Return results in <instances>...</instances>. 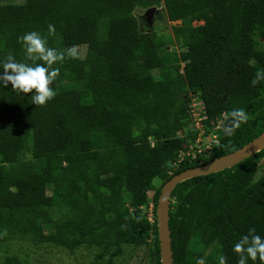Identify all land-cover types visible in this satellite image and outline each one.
Listing matches in <instances>:
<instances>
[{"label": "trees", "instance_id": "trees-1", "mask_svg": "<svg viewBox=\"0 0 264 264\" xmlns=\"http://www.w3.org/2000/svg\"><path fill=\"white\" fill-rule=\"evenodd\" d=\"M5 1L0 59L12 54L28 62L18 38L31 31L48 47L75 45L86 54L52 66L60 72L50 85L56 95L44 106L32 104L31 93L0 87V242L71 252L94 247V263L108 257L111 264L122 246L152 240L150 263L161 264L156 207L162 186L264 133V80L251 84L264 72V0ZM153 7L180 22L174 30L180 53L143 29L144 12ZM196 22L202 24L193 27ZM191 93L208 118L205 137L223 114L226 119L209 157L176 165L197 138L189 132ZM234 108L248 119L225 135ZM263 156L264 149L174 189L173 264H218L220 255L237 264L232 246L241 235L254 228L264 238V174L257 177L255 168ZM155 179L161 185L151 223L142 208ZM195 235L205 254L189 250Z\"/></svg>", "mask_w": 264, "mask_h": 264}, {"label": "clouds", "instance_id": "clouds-1", "mask_svg": "<svg viewBox=\"0 0 264 264\" xmlns=\"http://www.w3.org/2000/svg\"><path fill=\"white\" fill-rule=\"evenodd\" d=\"M49 34L54 32V27L48 26ZM24 49L25 60L17 61L12 54L0 59V87L11 89L23 94L31 93L32 104L44 106L54 98L56 92L50 85L59 76V68L52 67L63 62L65 57L75 58L77 47L75 45L63 50L48 47V42L39 32L31 31L18 38ZM39 61V62H37ZM264 80V72H257L251 84L255 86ZM229 119L224 127L225 135H232L248 117L242 108H234L228 113ZM232 251L238 255L237 264H248L257 259L264 264V238L255 234V229L250 228L247 234L241 235L232 246ZM218 264H226L223 255L218 256ZM197 264H203L198 260Z\"/></svg>", "mask_w": 264, "mask_h": 264}, {"label": "rangeland", "instance_id": "rangeland-1", "mask_svg": "<svg viewBox=\"0 0 264 264\" xmlns=\"http://www.w3.org/2000/svg\"><path fill=\"white\" fill-rule=\"evenodd\" d=\"M22 2L23 0H6L4 3L19 4ZM135 13L137 16L142 15L139 9H137ZM152 21L153 23L151 25L144 21V23H142L143 29L161 38L163 37V40L167 44V48L170 47V50L174 49V51L180 53L181 44L176 40L174 33V30L179 27L180 22H169L167 14L163 10H160L159 13H154ZM200 24H202V22H196L193 24V27ZM85 54V47H77V56L79 58H84ZM153 74L157 76L158 71L154 70ZM255 168H257V177L264 174V156L258 159ZM160 185L161 181L155 179L152 189L148 193V205L142 208L148 217L153 213L154 196ZM152 245V240L138 246L124 245L121 247L118 255L113 257L111 264H151L150 249ZM189 250L202 254L207 252L200 244V238L197 235L193 236V239L190 241ZM98 251L99 249L94 247H83L71 252L63 248H37L32 243L23 241L0 242V264H3L8 258L17 259L19 264H95L94 261ZM107 259L108 257L99 264H107Z\"/></svg>", "mask_w": 264, "mask_h": 264}, {"label": "water", "instance_id": "water-1", "mask_svg": "<svg viewBox=\"0 0 264 264\" xmlns=\"http://www.w3.org/2000/svg\"><path fill=\"white\" fill-rule=\"evenodd\" d=\"M162 6L163 5L161 4L160 7ZM156 11H158V8L153 7L144 12L146 21L150 25L152 24L153 16ZM172 51H174V49H172ZM263 149L264 133L251 143L233 153L217 158L205 165L186 169L185 171L172 177L162 186L156 207L161 264H173L169 217L171 194L174 189L180 183L192 178L207 176L227 169H231L239 163L250 158L251 156L262 151Z\"/></svg>", "mask_w": 264, "mask_h": 264}, {"label": "built area", "instance_id": "built-area-1", "mask_svg": "<svg viewBox=\"0 0 264 264\" xmlns=\"http://www.w3.org/2000/svg\"><path fill=\"white\" fill-rule=\"evenodd\" d=\"M189 114L191 117L192 124L190 130L197 133V138L190 146V149L186 152H182L176 163L178 165L180 162L185 160L186 157L197 158L199 157H209L214 147L218 144V134L217 132L221 129L226 115L223 114L218 120L217 124L214 126L213 131L209 137H205L206 133V121L208 120L205 111L203 109V103L198 95H191V103L189 105ZM148 217V216H147ZM149 222L153 223V213L148 217Z\"/></svg>", "mask_w": 264, "mask_h": 264}]
</instances>
